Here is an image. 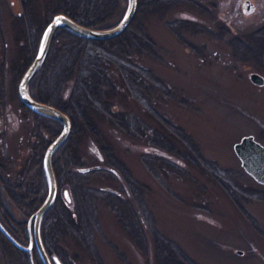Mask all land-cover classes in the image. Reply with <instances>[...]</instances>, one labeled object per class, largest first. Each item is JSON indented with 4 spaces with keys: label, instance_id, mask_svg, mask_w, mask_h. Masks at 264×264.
I'll use <instances>...</instances> for the list:
<instances>
[{
    "label": "rangeland",
    "instance_id": "374dc122",
    "mask_svg": "<svg viewBox=\"0 0 264 264\" xmlns=\"http://www.w3.org/2000/svg\"><path fill=\"white\" fill-rule=\"evenodd\" d=\"M47 1H33L36 20ZM22 5L0 0V170L10 180L32 153L39 120L18 94L20 27L30 11ZM127 6L128 0H101L97 28L116 25ZM139 19L154 45L129 64L148 88L120 75L121 57L108 61L111 52L88 45L73 76L58 74V59L49 79L35 82L34 92L69 100L96 54L114 82L102 84L101 96L83 92L101 139L78 116L81 163L72 166V177L61 176L58 192L79 225L53 232L55 264H157L159 236L180 247L181 264H264V184L234 150L245 134L264 143V84L250 78L253 71L264 75V0H150ZM168 140L175 145L170 161L156 156L169 152ZM0 192L17 215L1 181ZM120 200L130 202L132 218ZM0 264H20L1 236Z\"/></svg>",
    "mask_w": 264,
    "mask_h": 264
},
{
    "label": "trees",
    "instance_id": "16d2710c",
    "mask_svg": "<svg viewBox=\"0 0 264 264\" xmlns=\"http://www.w3.org/2000/svg\"><path fill=\"white\" fill-rule=\"evenodd\" d=\"M100 1L101 0H48L43 17L40 15L37 20L36 15L32 11L34 4L25 2V5L29 4L30 13L25 19V26L22 28L20 36L22 69L17 73L16 80L20 81L25 70L33 61L38 51L43 31L56 13L64 12L85 25L100 27L102 26L98 13ZM146 1L149 2L150 0H139L137 13L129 26L121 34L111 38L101 40L86 39L77 35L68 28L63 27L58 29L53 38L49 54L43 67L38 71L30 83V90L36 98L56 105L64 112L68 113L72 118L73 130L71 135L56 151L59 157L63 159L64 164L60 163L58 156L53 158L54 168L59 184L63 174H66L69 177L72 172V166L81 163L80 127L82 125L78 123V116L82 115L85 127L89 128L99 141L101 139L100 136H97V125H95V121L90 115L92 104L87 101L88 97L84 96L85 94L83 92L90 90L95 95L101 96V93L104 92L102 84H105L109 79L111 80L109 82H114L112 81L110 74L108 75L104 72L106 68H104L102 63L100 64V56L98 54H96L93 59L87 60L85 63V66H87V69L84 71L85 77L83 78V81L79 80L76 82V85L74 86L75 88L73 89L69 100L59 99L57 98L58 95H52L50 91H45L42 88H40L37 93L34 92L33 88L36 85L35 82L38 76H41L43 79L42 81L49 79L46 72H49L50 67L58 63V59L62 65L60 66L61 70L60 72L58 71V74L66 75L67 73L69 77L73 76V73L77 70L75 65L77 66L79 63L78 59L81 57L80 55L85 53L84 55L86 56L87 48L90 46L93 48H105L111 52L108 54V61H114L115 58L113 56L121 57V59H118L119 62L117 66L118 69H121L122 73L120 72V75L128 82L136 81V83H140L142 89L148 88L149 84H146L142 81V79L137 78V70L129 64L133 63V65H135L139 63L136 61L137 57L133 58V54H136L137 52L140 53V51L148 46L151 47L154 45L153 40L148 36L142 21L139 19V13L142 9V5ZM154 1L158 2V0ZM263 29L264 27L261 31H263ZM236 48L238 50L242 49L243 44L238 42ZM20 102L26 110L32 111L39 119L36 127V140L31 148L32 153L27 155L25 166L22 167L21 172L16 179H8L0 170L1 184H3L4 189L16 206L17 210V215H15L6 207L0 192V219L16 238H18L21 242L26 243L29 241L28 218L41 205L47 194V178L43 164L44 154L52 138L56 136L60 130L54 125V122H52H59L58 120L34 112L21 99ZM49 135L51 138H49ZM184 136L186 137V135ZM168 142L167 147L169 152H163L160 150L156 153L157 155H155L159 158H165L170 161L171 155H173L170 150L172 151V148H174L172 145L174 144L171 143L170 140H168ZM104 149L108 150L106 155L110 157L112 154L109 152V149L106 148V146H104ZM178 151L176 150V152ZM184 155L187 154L184 152ZM113 159L115 160V158ZM56 161L58 164H56ZM116 162L118 163L115 165L122 164L121 170L123 172H125V170L129 172L127 166L120 163L121 161L119 162L118 160H115V163ZM77 172L78 170L75 171V174ZM68 204V200L58 192V197L54 206L47 212L42 222V237L52 258L53 252L49 244L50 237L54 235V233L56 234L62 232L68 227L75 230L78 229L79 222L76 217H74L73 213H71L72 208L70 207V204ZM118 204H120L127 215L132 218L133 212L129 206L130 202L120 200ZM0 236L5 247L16 257L20 264H31L28 252L16 247L1 231ZM162 239L163 238L159 236L154 243L156 263L181 264V261L176 256V252L183 254L180 247H173V244H171L172 242L168 243L164 241L165 239ZM33 256L35 264H43L36 248L33 250ZM184 256L186 257L185 253Z\"/></svg>",
    "mask_w": 264,
    "mask_h": 264
},
{
    "label": "water",
    "instance_id": "95a60500",
    "mask_svg": "<svg viewBox=\"0 0 264 264\" xmlns=\"http://www.w3.org/2000/svg\"><path fill=\"white\" fill-rule=\"evenodd\" d=\"M138 4L139 0H128V6L123 17L116 25L108 28L91 27L75 20L64 12L56 13L46 25L38 51L19 81L18 94L20 99L31 110L59 120L62 124L59 134L50 142L44 154L43 164L47 178V194L41 205L28 219L29 242L27 244L21 242L0 219V231L16 247L29 253L31 264H35L33 256L34 247L37 249L43 264H55L42 237V222L47 212L54 206L58 196L59 186L53 163L54 154L69 138L73 129V123L68 113L54 104L36 98L31 93L29 84L43 67L58 29L63 27L68 28L87 39L99 40L114 37L121 34L129 26L137 13ZM248 8H250V5ZM58 20L59 22H57ZM250 78L257 85L264 84V75L260 72H251ZM234 150L246 171L257 181L264 184V143L259 141L252 133L245 134L239 141L234 143Z\"/></svg>",
    "mask_w": 264,
    "mask_h": 264
},
{
    "label": "flooded vegetation",
    "instance_id": "af4514ba",
    "mask_svg": "<svg viewBox=\"0 0 264 264\" xmlns=\"http://www.w3.org/2000/svg\"><path fill=\"white\" fill-rule=\"evenodd\" d=\"M19 1H21L22 3L24 2H27V3H32L33 4V1L34 0H19ZM22 6H24V8H25V10H27V11H29L30 9H29V4L28 5H22ZM26 6V7H25ZM1 10V9H0ZM32 11H33V13L35 14L36 13V8H34V5H33V9H32ZM29 13H30V11H29ZM24 15V13H23V11H21L20 12V14H19V17L21 16H23ZM22 21V20H21ZM22 27L23 26H21L20 28L22 29Z\"/></svg>",
    "mask_w": 264,
    "mask_h": 264
},
{
    "label": "snow or ice",
    "instance_id": "6c2138e0",
    "mask_svg": "<svg viewBox=\"0 0 264 264\" xmlns=\"http://www.w3.org/2000/svg\"><path fill=\"white\" fill-rule=\"evenodd\" d=\"M57 22H59V20Z\"/></svg>",
    "mask_w": 264,
    "mask_h": 264
}]
</instances>
